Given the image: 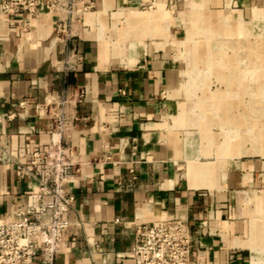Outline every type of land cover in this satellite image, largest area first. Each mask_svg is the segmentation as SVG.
<instances>
[{
	"label": "crops",
	"instance_id": "0c3cea01",
	"mask_svg": "<svg viewBox=\"0 0 264 264\" xmlns=\"http://www.w3.org/2000/svg\"><path fill=\"white\" fill-rule=\"evenodd\" d=\"M204 1L264 4L183 3ZM84 2L91 7L73 24L70 42L81 59L66 70L53 13H0V143L7 148L0 159V218L35 187L16 174L27 164L29 147L46 148L54 140L75 149L78 170L65 187L74 197L68 217L80 220L64 230L54 264H132L124 252L134 222L175 216L189 225L193 264H264V225L253 229L245 216L240 220V210L223 203L217 173L211 164L198 165V126L176 123L195 112L175 106L179 65L165 44L169 27L153 9L167 0ZM155 36L164 42L156 45ZM123 39L130 48L122 49ZM74 88H83L84 98L69 103V123L51 134L49 116L34 106L47 92ZM243 167L246 181L258 177Z\"/></svg>",
	"mask_w": 264,
	"mask_h": 264
},
{
	"label": "rangeland",
	"instance_id": "374dc122",
	"mask_svg": "<svg viewBox=\"0 0 264 264\" xmlns=\"http://www.w3.org/2000/svg\"><path fill=\"white\" fill-rule=\"evenodd\" d=\"M153 9L160 12L159 23L169 27L165 44L179 65V84L172 90L177 111L195 112L176 117V123L198 126V165L211 164L223 203L259 230L264 225V180L259 179L264 173V4L167 0ZM163 40L155 36L154 42ZM122 44L123 50L131 47L126 39ZM243 164L258 177L246 181Z\"/></svg>",
	"mask_w": 264,
	"mask_h": 264
},
{
	"label": "built area",
	"instance_id": "2783aa9c",
	"mask_svg": "<svg viewBox=\"0 0 264 264\" xmlns=\"http://www.w3.org/2000/svg\"><path fill=\"white\" fill-rule=\"evenodd\" d=\"M90 7L91 3L84 0H0V13L7 17L21 13L38 16L42 12L55 15L53 37L59 44L64 70L72 60L81 59L70 43L72 26ZM84 94L83 88L59 94L47 92L34 111L49 116L51 134L61 132L69 123V103L81 102ZM0 152L1 159L7 152L6 145L0 143ZM74 154L72 145L54 140L46 148L29 147L27 164L20 166L16 174L33 179L35 187L18 195L9 217L0 218V264H54L64 230L80 224L79 218L68 217L74 197L65 187L78 170ZM133 228V240L124 252L132 264H193L190 228L183 218L134 222Z\"/></svg>",
	"mask_w": 264,
	"mask_h": 264
},
{
	"label": "bare ground",
	"instance_id": "6f19581e",
	"mask_svg": "<svg viewBox=\"0 0 264 264\" xmlns=\"http://www.w3.org/2000/svg\"><path fill=\"white\" fill-rule=\"evenodd\" d=\"M227 77H228V76H227ZM263 197H264V196H263ZM263 197H262V198H263ZM262 201H263V200H262Z\"/></svg>",
	"mask_w": 264,
	"mask_h": 264
}]
</instances>
